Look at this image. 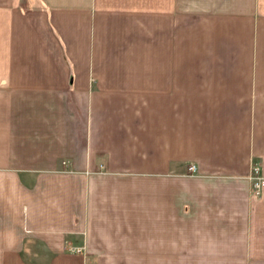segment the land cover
Here are the masks:
<instances>
[{
    "label": "crops",
    "instance_id": "crops-1",
    "mask_svg": "<svg viewBox=\"0 0 264 264\" xmlns=\"http://www.w3.org/2000/svg\"><path fill=\"white\" fill-rule=\"evenodd\" d=\"M254 166L264 0H0V264H264Z\"/></svg>",
    "mask_w": 264,
    "mask_h": 264
},
{
    "label": "built area",
    "instance_id": "built-area-1",
    "mask_svg": "<svg viewBox=\"0 0 264 264\" xmlns=\"http://www.w3.org/2000/svg\"><path fill=\"white\" fill-rule=\"evenodd\" d=\"M196 171H197L196 165L191 164L189 166L190 174H195ZM249 179L252 182V190H253V192L255 194H259L262 186L264 185V176H261L259 174L258 167L254 166L252 168L251 174L249 175ZM69 249H70V251L72 253H80L81 252V248L77 249V248L70 247Z\"/></svg>",
    "mask_w": 264,
    "mask_h": 264
},
{
    "label": "rangeland",
    "instance_id": "rangeland-1",
    "mask_svg": "<svg viewBox=\"0 0 264 264\" xmlns=\"http://www.w3.org/2000/svg\"><path fill=\"white\" fill-rule=\"evenodd\" d=\"M262 176V175H261ZM251 194H255L254 192H253V190H252V187H251ZM71 247H73V248H77V249H79V248H81V252L80 253H85V248H84V246H71ZM70 248V247H69ZM70 250V249H69Z\"/></svg>",
    "mask_w": 264,
    "mask_h": 264
}]
</instances>
